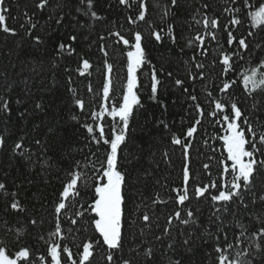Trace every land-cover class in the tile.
Masks as SVG:
<instances>
[{"label": "snow or ice", "instance_id": "snow-or-ice-1", "mask_svg": "<svg viewBox=\"0 0 264 264\" xmlns=\"http://www.w3.org/2000/svg\"><path fill=\"white\" fill-rule=\"evenodd\" d=\"M118 3L126 9L135 6V14L126 17L127 24L132 26L127 29L129 35L122 30L109 29L98 39L103 42L99 44V51L105 58L109 56L108 40L111 37L115 38L114 44L126 50V82L121 99L119 103L112 102L114 66L107 59L103 64L105 79L97 107H90V102L77 94L71 87L73 81L69 75L68 92L78 110L71 119L86 131V146H94V150L89 147L81 159L66 157V167L55 165L63 175L57 177L61 188L51 201L49 214L52 219L48 221L50 227L46 234L43 230L37 232L45 220L29 212L20 197L21 186L15 185L13 190L6 181H0V264H94V257L100 249L105 264H264V95L260 99L255 95L264 93V58H257L255 63L259 67L251 68L239 79L229 75L236 70L237 57L243 60V54L250 53L253 48L264 53V30L258 33L249 28L246 34L239 31L244 23L242 9L251 8L250 0H224L220 15L197 9L188 22L190 29L194 24L199 30L189 37L187 47L194 48L198 56L207 58L211 45L215 44L213 51L218 55L211 67L219 64L221 72L217 76L219 84L212 89L204 85L203 100L195 92V82L207 81L209 76L204 60L197 59V55L191 57L195 71L189 67L186 77L193 82L192 91L184 87L186 80L177 78L174 81L188 94L186 99L191 102L188 104L190 119L186 129L183 128L184 118L178 132L165 121H159L169 134L170 146L181 151V182L175 187L170 186L171 181L162 183L161 178L154 177L151 168L144 167L143 149L128 151V145L134 111L143 107L137 92V73L146 63L151 64L146 54L144 33L138 30V25L141 22L146 24L149 35L156 42H162L167 36L175 44L174 26L168 20L174 15L172 9L179 8V0H168L166 6L160 0H118ZM150 4L159 9L161 25L166 24V27L156 26L149 19ZM95 5L96 0H33V7L39 13H47V23L54 22L57 27L75 20L73 27L85 28L104 20ZM201 8L207 10L210 5L203 3ZM73 9L86 17L87 22L82 23L72 16ZM248 15L253 24L257 21L264 24V3L257 10L249 11ZM10 18L7 0H0V32L12 37L21 32L24 34L15 41L17 48L22 46L26 37L37 47L51 42L57 56L75 53L73 44L78 39L75 34L67 36L71 43H65L50 32L35 34L43 28L36 18V11L30 14L25 10L18 28L10 26ZM52 67L55 68L56 64L53 63ZM92 68L89 59L81 56L75 72L81 77L90 76ZM65 71L71 73L73 69L66 67ZM159 74H163L162 66ZM167 75L171 77L172 73ZM151 81L149 98L166 107L163 101H158L161 81L155 65H152ZM28 83L25 79V91L30 97ZM236 87L242 88L245 100L252 99L250 108L235 95ZM87 90L96 94L91 84ZM10 91L11 85H8L4 93H0V115L6 119L12 115L11 100L6 95ZM15 103L24 105L25 100L17 98ZM17 111L19 118L26 120L37 111L44 112L45 106L40 101H33L31 107ZM205 119L222 129L223 135L211 139L222 142L225 154L221 158L208 156V162L202 163L203 172H199L193 149L198 129L203 127ZM109 120L111 123L106 131ZM48 131L55 134L56 130L49 127ZM203 143L210 147L208 140ZM34 144L41 154L36 161H33L34 153L24 137L14 142L12 155L23 159L29 167L36 166L43 156L41 170L53 167L46 158L49 141L36 138ZM6 146L5 135L0 134V150ZM151 155L155 156V152ZM162 158L166 163L171 162L168 150L162 153ZM213 159L218 169L215 176ZM142 176L144 181L154 177L153 189L148 195H145L147 184L141 181ZM82 189L91 192L89 200H83ZM133 189L138 200L128 195ZM129 203L133 205L131 209ZM161 205L167 211L162 212ZM202 205L208 208L206 219ZM162 216L163 224L160 223ZM65 224L70 227L65 228ZM89 229L93 235L83 236L76 243V233L83 235ZM198 254L199 260L196 259Z\"/></svg>", "mask_w": 264, "mask_h": 264}, {"label": "trees", "instance_id": "trees-1", "mask_svg": "<svg viewBox=\"0 0 264 264\" xmlns=\"http://www.w3.org/2000/svg\"><path fill=\"white\" fill-rule=\"evenodd\" d=\"M160 3L166 6L168 0H160ZM203 3L209 4L210 8L207 10L202 9L201 5ZM262 3H264V0H250L251 8L242 9L241 18L244 23L239 29L240 32L246 34L249 28L258 33L264 30V24H253L251 17L248 15L249 11L257 10ZM7 4L10 8L11 18L8 21L10 26L19 27V24L23 21L25 10L29 11L30 14L36 11V18L43 28L35 34L45 35V32H50L52 35L63 39L65 43H71L67 40V36L70 34H75L78 37L77 42L73 44L76 50L75 53L71 55L65 53L57 56L51 42H46L44 45L37 47L25 37L22 46L17 48L15 41H19L23 37V32L17 37L0 32V93H4L5 88L11 85V91L7 92L6 95L10 98L12 107L10 119L0 115V134L5 135L7 140L6 149L0 150V181H6L7 185L13 190H15V185L21 186L20 197L25 201L29 212L45 220L42 229H37V232L43 230L46 234L50 227L48 221L52 219L49 214L52 207L51 201L54 199V194L61 188L57 177L63 175L55 165L58 163L61 168L66 167V157L75 156L77 159H81L84 154L88 153L89 147L94 150V146H86V131L71 119L73 114H78V110L72 104V94L68 92V77L71 75L73 81L71 87L76 89L77 94L90 102V107H97L100 103L102 85L105 79L103 64L107 59L114 66L112 102L119 103L123 84L126 82V55L124 54L126 50H122V46L114 44L115 38L111 37L108 40L109 56L105 58L103 53L99 51V44L103 42L99 41L98 37L106 35L109 29L122 30L125 35H129L127 29L132 26L127 24L126 17L135 14V6H133V9H126L118 3V0H96V10L105 19L92 23L90 27L78 28L72 26L75 24V20L71 24L66 21L59 27L54 22L49 25L47 23V13H39L33 7V0H7ZM179 5V8L172 9L174 15L169 17L168 20L174 26L177 37L175 44L167 36L164 37L162 42H156L149 35L146 24L141 22L138 25V30L144 33L146 54L151 64L146 63L137 73L139 80L137 92L143 107L134 111L130 123V143L128 145V151L143 149L142 163L144 167L151 168L154 171V177L161 178L162 183L168 184L171 181V187H175L181 182V151L176 146H170L169 134L159 124V121H165L173 131L178 132L182 127L181 119L184 118L183 128L188 127L187 120L190 117L187 116V112L189 111L188 104L191 102L186 99L188 94L183 92L182 87H177L174 83L177 78L186 80L189 67L195 71L194 66L191 65V57L197 55V53L194 48L187 47V40L199 29L194 24L190 29L188 22L191 21L192 14L197 9L207 11L209 14L215 12L216 15H220L225 6L224 0H179ZM149 10L151 12L149 19L153 20L156 26L166 27V24L161 25L158 15L159 9L150 4ZM65 11L68 10L65 9ZM71 15L77 17L82 23L87 22V18L79 15L74 9ZM222 19L227 20V17ZM121 25H123V29H120ZM214 49L215 44H212L207 58L197 55V59L204 60L207 66L206 74L209 76L207 81L197 80L195 82V92L201 100L204 99L205 84L208 85L209 89H212L215 84H219L217 76L221 72V65L217 64L215 68L211 67V62L218 55L217 52L213 51ZM225 50H227L226 45ZM243 55V60L236 58V70L229 74L233 78L239 79L240 75L250 71L251 68H258L259 66L255 61L257 58H264V53L255 48L250 53H244ZM81 56L89 59L93 64L90 76L81 77L75 72ZM53 63L56 64L55 68L52 67ZM152 65H155L158 70V79L161 81L158 86V101H163L166 107H162L159 102H153L149 98L151 96ZM161 66L163 74H159ZM34 67L35 71H33ZM66 67L73 69V71L71 73L66 72ZM168 72L172 73L171 77L167 75ZM25 79L29 81L27 88L30 89V97L25 91ZM89 84L92 85L95 95L88 92ZM184 87H188L189 91H192L193 82L186 80ZM235 95L244 102L246 107H251L252 99H244L242 88L236 87ZM255 95L257 99H260L264 93L257 92ZM17 98H23L25 104L17 105L15 103ZM33 101L42 102L45 111H37L35 115L29 116L26 120L20 119L17 109L23 110L24 107H31ZM88 122L91 123V121ZM110 123V120L107 121L106 131L107 125ZM37 125L39 127H36ZM49 127L55 128V134L48 131ZM220 135H223L222 129L213 125L210 119H205L203 127L198 129L194 141L193 155L199 172H203L202 163L208 162V156L221 158L222 154H225L223 153L222 142L218 139H211V137ZM21 137H24L26 145L34 153L33 161H36L37 156L41 155L38 146L34 144V140L36 138L47 139L49 149L46 158L54 166L42 171L40 165L44 163L45 157L41 156L36 166L29 167L23 159L13 156V144ZM204 140H208L210 147L204 145ZM81 149H83V152ZM212 149H215V151L213 152ZM165 150H168L171 154L170 163H166L162 158V153ZM152 152H155V156L151 155ZM211 163L215 176L218 174V169L215 167L216 160L213 159ZM154 177H148L146 181H144L143 176L141 177V181L147 184L145 195L151 193ZM202 178L206 179V177ZM156 187L158 188V186ZM85 192H87L86 195ZM82 195L83 200L91 198V192L88 190L82 189ZM128 195L134 196L137 200L139 199L138 196H135V189L131 190ZM132 207L133 205L129 203L128 208L131 209ZM159 207L162 212L167 211L164 206ZM201 209L206 219L208 208L206 205H202ZM163 222L162 216L160 223L163 224ZM80 224L83 225L84 221L81 220ZM64 227L67 228L70 225L65 224ZM92 235L90 229L83 235L76 233L77 239L75 242L79 243L83 236ZM31 242L34 243V241ZM73 250L75 251V248ZM102 255L103 250H97L94 264H105V261L101 258ZM196 259L199 260V254Z\"/></svg>", "mask_w": 264, "mask_h": 264}, {"label": "rangeland", "instance_id": "rangeland-1", "mask_svg": "<svg viewBox=\"0 0 264 264\" xmlns=\"http://www.w3.org/2000/svg\"><path fill=\"white\" fill-rule=\"evenodd\" d=\"M257 25H260L261 23H259V21L255 22Z\"/></svg>", "mask_w": 264, "mask_h": 264}]
</instances>
